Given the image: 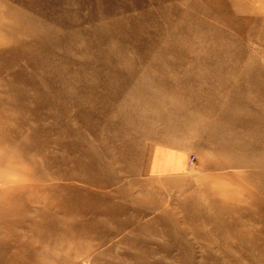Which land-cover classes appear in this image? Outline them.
I'll list each match as a JSON object with an SVG mask.
<instances>
[{
	"label": "rangeland",
	"instance_id": "rangeland-1",
	"mask_svg": "<svg viewBox=\"0 0 264 264\" xmlns=\"http://www.w3.org/2000/svg\"><path fill=\"white\" fill-rule=\"evenodd\" d=\"M0 264H264V0H0Z\"/></svg>",
	"mask_w": 264,
	"mask_h": 264
}]
</instances>
